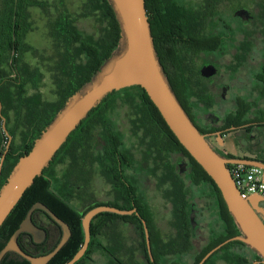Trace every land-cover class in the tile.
<instances>
[{"label":"flooded vegetation","instance_id":"1","mask_svg":"<svg viewBox=\"0 0 264 264\" xmlns=\"http://www.w3.org/2000/svg\"><path fill=\"white\" fill-rule=\"evenodd\" d=\"M146 5L166 78L211 147L227 159L264 162V0H146ZM125 113L127 124L119 125L130 154H113L114 145L100 152L105 149L101 138L86 158H81L85 154L79 147L75 152L74 205L75 201L87 203L86 207L99 203L96 206L136 209L131 214L101 212L93 218L89 263L151 264L157 256L156 264H173L176 255L200 253L217 237L213 225L215 231L221 229L213 186L205 179L194 182L192 158L174 151L175 138L165 120L155 114L150 116L149 131L141 127L135 132L130 121L135 114ZM132 136L135 142L130 141ZM153 136L161 145L159 150L153 141L154 148L150 147ZM102 158L108 165L105 176ZM70 163L68 158L59 160L52 168L62 184ZM160 194L171 205L166 224L158 218ZM140 203L150 208L152 229L139 210ZM182 211L186 216L179 215ZM260 216L264 221V214ZM33 221L45 236L37 242L32 234L22 233L19 245L33 256L48 254V246L61 241L63 228L45 215ZM185 222L188 234L182 228ZM96 255L105 257V262Z\"/></svg>","mask_w":264,"mask_h":264},{"label":"trees","instance_id":"2","mask_svg":"<svg viewBox=\"0 0 264 264\" xmlns=\"http://www.w3.org/2000/svg\"><path fill=\"white\" fill-rule=\"evenodd\" d=\"M84 1L85 11L77 17L61 11L55 20L54 32L61 48L55 60V66H53L58 71L57 74L55 73V77L60 80L57 90L60 99L49 102L38 89L40 84L37 77L43 74L42 68L36 66L35 69H31L25 62L24 56L28 52L42 55L26 40L28 33L33 29L30 8L40 7L48 10L51 5L44 0H0V102L3 105L2 113L6 118L8 131L13 138L18 134H21L24 138L23 143L19 146L14 145V142L11 144L2 168L0 188L6 183L20 157L32 149L35 140L53 121L58 112L65 106L67 100L73 94L88 86L107 60L120 51L122 29L111 0ZM146 8L153 35V22L147 5ZM81 17H95L98 22L97 31L89 34L80 30L76 22ZM40 57L43 58V56ZM61 74L63 76H60ZM32 88L36 90L34 93H30ZM176 96L181 103L178 94ZM123 111L135 114L136 117L130 119L135 132H138L141 127L148 128L149 131L151 124H153V119L150 116L155 114L164 121L145 89L139 85L108 94L81 122L79 128L71 133L50 166L44 170L41 176L35 179L34 184L27 189L19 203L12 210L0 228V251L18 229L33 204L43 202L60 218L69 223L73 232L70 240L48 264H66L74 257L85 241L82 219L88 210L99 205V203H96L87 207L86 210L80 211L73 204V199H75L74 196L72 197V193L75 191V152L79 147L81 154H85L81 158H86V154L92 152L94 142L96 143L97 139L101 138L102 142H105V149L100 152L109 151L108 148L114 145L113 154H130L132 150L127 148L128 143L125 141V134L121 132L120 126L114 117ZM12 122L13 126L10 125ZM166 126L171 131L169 126ZM171 133L175 138L174 151L185 152L192 158L191 168L194 170V182L198 183L200 180L205 179L211 184L218 203L221 229L217 232L213 225L212 232L217 237L215 236L195 256L192 264H198L210 250L227 239L241 235V230L214 180L190 155L175 134L172 131ZM79 134L80 137H78ZM8 140L9 138L3 129V118L0 116V160L6 150ZM152 141L155 148L159 150L158 147L161 145L158 146L154 136L150 147H153ZM67 158L70 160L71 165L64 176L67 181L62 184V179L58 177L55 171H52V168L56 162ZM103 159H101V175L105 176L107 175L108 165L103 164ZM112 170H116L115 167ZM86 171L85 169L84 172ZM82 180L84 183H88V179ZM64 193L66 196H64ZM139 205L140 212L147 219L152 229V214L149 206L144 203ZM41 215H45L52 220L50 215L41 209L34 212L33 219ZM179 215L181 217L186 216V212H179ZM182 228L186 230V234L190 232L188 230L189 225L186 222ZM57 244L58 241L53 245H49L46 253L51 252ZM90 253L91 248L75 264H90ZM221 253L224 254L221 258L230 264H254L255 261L260 260L257 252L243 242L235 240L224 245L204 264H213L212 259ZM157 260L159 258L156 256V262H158ZM186 261L182 257L175 260L173 264H186ZM156 262L151 264H156ZM7 263L31 264L22 256L13 255L10 252L6 254L1 262V264ZM166 264L169 263L166 262Z\"/></svg>","mask_w":264,"mask_h":264},{"label":"water","instance_id":"3","mask_svg":"<svg viewBox=\"0 0 264 264\" xmlns=\"http://www.w3.org/2000/svg\"><path fill=\"white\" fill-rule=\"evenodd\" d=\"M117 19L122 29L120 51L112 55L100 69L93 81L83 90L73 94L65 106L58 112L53 121L35 140L32 149L21 156L9 175L6 183L0 188V228L19 203L25 192L35 179L41 176L50 166L57 152L66 143L89 113L96 108L110 93L127 87L139 85L145 89L156 105L164 120L173 131L179 142L190 155L204 168L220 189L227 207L241 230L237 235L222 242L210 250L198 264H204L216 251L231 241L239 240L258 253L264 261V196L253 195L244 199L231 175V163H244L260 166L264 170V162L244 159H227L217 153L194 124L180 103L163 71L154 45L146 0H111ZM3 129L9 140L0 160V179L2 168L11 148L13 136L7 128V121L2 113ZM44 210L63 228V237L50 253L33 256L25 252L18 239L22 233L28 232L37 242L42 240L46 232L33 221V213ZM131 214L134 210H123L117 207L100 205L88 210L82 226L85 241L74 257L66 264H75L86 253L91 239V223L101 212ZM148 246L150 248L149 231L145 224ZM72 235L70 226L43 202H36L28 211L25 219L12 234L6 246L0 251V263L10 251H16L31 264H48V262L66 245ZM256 264V262H255Z\"/></svg>","mask_w":264,"mask_h":264},{"label":"rangeland","instance_id":"4","mask_svg":"<svg viewBox=\"0 0 264 264\" xmlns=\"http://www.w3.org/2000/svg\"><path fill=\"white\" fill-rule=\"evenodd\" d=\"M50 3V7L48 10H44L40 7H32L30 8V16L33 22V29L30 31L26 37L27 42L33 46L36 50L41 52L40 54H35L34 52H28L24 56L25 62L29 65L31 69H35L36 66H40L42 68L43 74L40 77H37L39 80V91L43 94V97L49 101H57L60 98L58 90V85L60 80L55 77V73L58 71L55 69V60L58 57L59 49L61 48L58 45V38L54 32L55 28V20L59 16L61 11L64 13H68L72 16L77 17L83 11H85V1L84 0H44ZM76 25L80 30L85 33H95L98 29V22L95 17H81L77 20ZM40 56H43L41 58ZM54 65V66H53ZM60 76H63L62 74ZM87 87V86H86ZM84 87L83 89H85ZM82 89V90H83ZM36 90L32 88L30 93H34ZM124 110V109H122ZM117 120L118 124L121 127H124L127 124V118L125 111L114 116ZM13 126V122L10 123ZM119 125V126H120ZM130 141L135 142V137H129ZM24 138L20 134H18L12 140V144L19 146L23 143ZM155 196V195H154ZM156 197V196H155ZM159 200L156 201L158 208V218H161V222L166 224L168 222V214L170 213V204L164 200L162 194H160ZM201 202H204L201 200ZM75 203V206L80 211H84L87 209V203ZM77 204V205H76ZM204 204V203H203ZM202 204V205H203ZM201 245H198L200 248ZM96 259L104 263L105 257H101L96 255ZM104 260V262H103Z\"/></svg>","mask_w":264,"mask_h":264},{"label":"built area","instance_id":"5","mask_svg":"<svg viewBox=\"0 0 264 264\" xmlns=\"http://www.w3.org/2000/svg\"><path fill=\"white\" fill-rule=\"evenodd\" d=\"M231 175L244 199L253 195L264 196V170L260 166L234 163L230 167ZM256 264H264L261 259Z\"/></svg>","mask_w":264,"mask_h":264},{"label":"crops","instance_id":"6","mask_svg":"<svg viewBox=\"0 0 264 264\" xmlns=\"http://www.w3.org/2000/svg\"><path fill=\"white\" fill-rule=\"evenodd\" d=\"M77 205V204H76ZM217 252V251H216ZM215 252V253H216ZM214 253V254H215ZM198 254V252L197 253H194L193 255H191V256H180V255H176L175 257H174V260H178L179 258H185L187 261H186V264H192L193 263V261H194V259H195V256ZM224 254L223 253H221V254H219V256H216V257H214L213 259H212V263L213 264H230L229 262H227V261H225V260H223L221 257L223 256ZM173 259V258H172ZM254 264H255V262H254Z\"/></svg>","mask_w":264,"mask_h":264}]
</instances>
